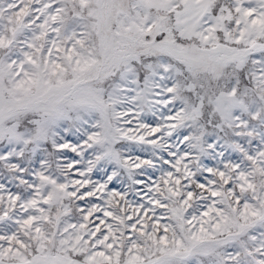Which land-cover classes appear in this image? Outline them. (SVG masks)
<instances>
[{
    "label": "snow or ice",
    "instance_id": "6c2138e0",
    "mask_svg": "<svg viewBox=\"0 0 264 264\" xmlns=\"http://www.w3.org/2000/svg\"><path fill=\"white\" fill-rule=\"evenodd\" d=\"M0 264H264V0H0Z\"/></svg>",
    "mask_w": 264,
    "mask_h": 264
}]
</instances>
